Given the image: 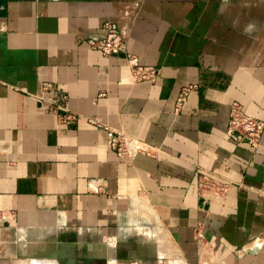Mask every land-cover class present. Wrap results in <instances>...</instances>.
I'll return each instance as SVG.
<instances>
[{"label":"crops","instance_id":"crops-1","mask_svg":"<svg viewBox=\"0 0 264 264\" xmlns=\"http://www.w3.org/2000/svg\"><path fill=\"white\" fill-rule=\"evenodd\" d=\"M105 22L153 81L86 43ZM232 101L264 121V0H0V264H264V132L230 138Z\"/></svg>","mask_w":264,"mask_h":264},{"label":"built area","instance_id":"built-area-1","mask_svg":"<svg viewBox=\"0 0 264 264\" xmlns=\"http://www.w3.org/2000/svg\"><path fill=\"white\" fill-rule=\"evenodd\" d=\"M105 34L100 38H88L86 43L93 49L98 50L103 56L116 55L124 53V57L131 70L132 76L136 81L149 80L153 81L157 76V69L154 66L140 64L135 56L126 51L125 43L113 22L104 23ZM47 84L43 88L46 89ZM195 85L190 84L180 89L174 105V111L181 109L191 89ZM57 94L56 91L53 92ZM62 97H65L64 95ZM60 108L61 112L57 111ZM61 121L74 120L77 115L70 111L64 105H56L50 107ZM91 121V120H90ZM107 132L108 145L119 155L131 154L133 147L139 148L135 140L120 131L105 127ZM227 135L237 142H246L252 148H256L260 142L264 132V121L256 117L246 114L242 105L237 101L229 104V115L227 120ZM198 185L208 187L214 194H221L225 190L224 184L217 182L210 174L201 173Z\"/></svg>","mask_w":264,"mask_h":264}]
</instances>
